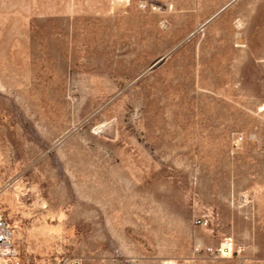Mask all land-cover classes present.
Returning a JSON list of instances; mask_svg holds the SVG:
<instances>
[{"label": "rangeland", "instance_id": "374dc122", "mask_svg": "<svg viewBox=\"0 0 264 264\" xmlns=\"http://www.w3.org/2000/svg\"><path fill=\"white\" fill-rule=\"evenodd\" d=\"M0 213L36 262L264 264V0H0Z\"/></svg>", "mask_w": 264, "mask_h": 264}, {"label": "built area", "instance_id": "2783aa9c", "mask_svg": "<svg viewBox=\"0 0 264 264\" xmlns=\"http://www.w3.org/2000/svg\"><path fill=\"white\" fill-rule=\"evenodd\" d=\"M198 226H206V221L198 220ZM16 227L0 213V264H47L35 259H24L19 254L14 241ZM226 245L231 243L225 242Z\"/></svg>", "mask_w": 264, "mask_h": 264}]
</instances>
